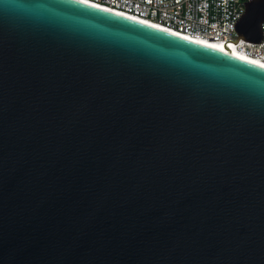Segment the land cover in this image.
<instances>
[{"label":"water","instance_id":"obj_1","mask_svg":"<svg viewBox=\"0 0 264 264\" xmlns=\"http://www.w3.org/2000/svg\"><path fill=\"white\" fill-rule=\"evenodd\" d=\"M263 23L249 2L239 39ZM0 264H264V67L0 0Z\"/></svg>","mask_w":264,"mask_h":264},{"label":"built area","instance_id":"obj_2","mask_svg":"<svg viewBox=\"0 0 264 264\" xmlns=\"http://www.w3.org/2000/svg\"><path fill=\"white\" fill-rule=\"evenodd\" d=\"M154 23L193 38L231 45L248 57L264 63V23L262 41L254 43L238 37L237 25L254 0H82Z\"/></svg>","mask_w":264,"mask_h":264},{"label":"bare ground","instance_id":"obj_3","mask_svg":"<svg viewBox=\"0 0 264 264\" xmlns=\"http://www.w3.org/2000/svg\"><path fill=\"white\" fill-rule=\"evenodd\" d=\"M79 1H81V2H83V3H85V4H88V5L94 6V7H96V8H100V9H103V10H107V11H109V12H114V13H116V14H119V15H122V16H126V17L131 18V19H133V20H136V21H138V22H142V23H144V24H148V25H150V26H153V27H155V28H159V29H162V30H166L167 32H170V33L175 34V35H177V36H180V37L186 38V39H188V40H191V41L197 42V43L202 44V45H205V46H209V47H211V48H215V49H217V50H220V51L225 52V53H227V54H230V55H232V56L238 57V58H240V59H243V60H246V61H249V62H251V63H254V64H257V65H260V66L264 67V63H262V62H260V61H258V60H254V59L248 57L246 54H244L243 52H241V50L237 49V48H236L235 46H233V45H231L230 48H228V47H225V46L223 45L222 42H213V41L206 40V39H200V38L189 37V36L182 35V34H180V33H177V32H174V31H171V30H169V29L163 28V27H161V26H159V25H156V24H154V23H150V22H148V21H144V20H141V19L133 18V17L128 16V15H125V14H123V13H120V12H117V11H113V10H110V9H106V8L100 7V6H98V5H94V4L88 3V2H86V1H82V0H79Z\"/></svg>","mask_w":264,"mask_h":264}]
</instances>
